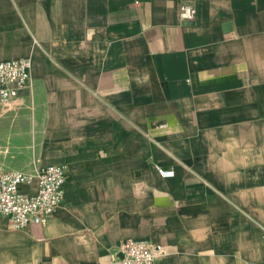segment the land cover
Instances as JSON below:
<instances>
[{"label":"crops","instance_id":"0c3cea01","mask_svg":"<svg viewBox=\"0 0 264 264\" xmlns=\"http://www.w3.org/2000/svg\"><path fill=\"white\" fill-rule=\"evenodd\" d=\"M23 57L0 171L67 172L45 224L0 218V264H111L125 239L264 264V0H0V61Z\"/></svg>","mask_w":264,"mask_h":264},{"label":"built area","instance_id":"2783aa9c","mask_svg":"<svg viewBox=\"0 0 264 264\" xmlns=\"http://www.w3.org/2000/svg\"><path fill=\"white\" fill-rule=\"evenodd\" d=\"M194 6L181 4L179 16L191 20ZM32 61L29 57L0 61V102L9 104L21 90L30 86ZM161 177H172V169L155 167ZM65 164L34 167L30 171H0V218H7L12 230L21 231L30 225H43L63 201L66 180ZM36 188L33 193L21 190L23 186ZM264 244V231H263ZM163 245L148 240L125 239L112 252L111 264H153L165 254Z\"/></svg>","mask_w":264,"mask_h":264}]
</instances>
